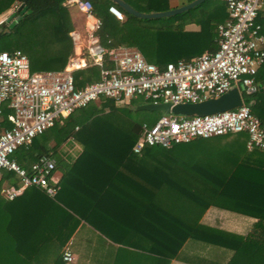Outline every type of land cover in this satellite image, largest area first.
Listing matches in <instances>:
<instances>
[{
    "label": "trees",
    "instance_id": "1",
    "mask_svg": "<svg viewBox=\"0 0 264 264\" xmlns=\"http://www.w3.org/2000/svg\"><path fill=\"white\" fill-rule=\"evenodd\" d=\"M89 1L102 21L103 46L135 47L159 69L182 55L215 49L217 25L228 18L224 0H204L187 11L156 19L134 17L110 0ZM124 1L142 12L169 8L168 0ZM14 3L25 10L17 8L0 23V51L21 50L31 71L63 69L72 51L69 33L77 27L71 0H0V14ZM110 6L118 8L123 18L113 15ZM256 20H264L261 9ZM190 22L199 30H186ZM99 72L98 66L76 70L75 86L98 79ZM243 98L264 127V92L258 88L243 93ZM133 103L92 101L49 128V136L47 129L10 155L28 168L40 155L51 154L61 175L53 197L31 186L45 194L52 211L33 229L37 239L0 241V264H16V254L31 257L42 252L56 253L57 261V246L45 239L53 220H62L60 214L77 222L86 220L110 241L149 252L156 264H168L176 257L190 259L188 253L204 264H224L240 247L264 250V242L203 222L206 210L215 207L257 219L264 234V150H248L247 134L236 132L133 152L142 124L132 116ZM43 135L48 141H43L45 136L39 139ZM10 174L3 170L0 188L7 178L14 182ZM223 248L229 252L220 262Z\"/></svg>",
    "mask_w": 264,
    "mask_h": 264
},
{
    "label": "built area",
    "instance_id": "2",
    "mask_svg": "<svg viewBox=\"0 0 264 264\" xmlns=\"http://www.w3.org/2000/svg\"><path fill=\"white\" fill-rule=\"evenodd\" d=\"M224 1L228 18L217 25V47L168 62L163 69L147 61L135 47L103 46L99 37L102 21L89 0H71L82 22L69 33L72 51L63 69L31 71L21 50L0 51V176L7 170L14 177L3 188L5 196L13 199L31 186L49 197L56 195L59 179L51 154L40 155L28 168L10 155L62 123L74 110L101 98L111 99L117 106H126L138 97L144 103L173 106L216 98L236 87L242 104L232 109L200 116H175L170 111L154 123H142L132 151L236 132L247 134L248 150H264V127L243 98V93L258 89L255 75L264 64V31L256 20L264 0ZM17 8L14 3L1 14L0 23ZM109 11L123 18L115 6ZM90 66L100 68L99 78L76 87L74 72ZM5 109L9 110L6 115ZM62 258L71 261L72 255L66 250Z\"/></svg>",
    "mask_w": 264,
    "mask_h": 264
},
{
    "label": "crops",
    "instance_id": "3",
    "mask_svg": "<svg viewBox=\"0 0 264 264\" xmlns=\"http://www.w3.org/2000/svg\"><path fill=\"white\" fill-rule=\"evenodd\" d=\"M168 1V9H171L186 4L191 0ZM261 10L264 13V2ZM262 21L260 23L264 31V20ZM184 27L188 31L199 30V25L193 22L185 24ZM206 50L210 49H205L204 51ZM193 56H196V54H185L179 59ZM256 80L258 88L264 92V64L258 69ZM55 175L59 179L61 173L56 171ZM9 184L5 180L0 188V241H30L34 236L33 229L38 228L42 218H45L47 213L52 211L48 205V199L41 190L35 187H27L15 198L8 199L4 194L3 188ZM60 216H62V220H53L52 229L46 234L47 239H45L57 246L60 258L56 261V253L47 255L42 252V254L38 253L31 257L24 254H16L14 255V259L18 261L16 264H156L155 259H152V255L149 252L110 241L103 235H99L98 231L93 229L86 220L78 219L77 222L69 218V216H63V214H60ZM257 221L255 218L215 207L208 208L203 215V222L209 226L244 234L253 240L264 242V234L259 232L260 229L256 226ZM42 223H44V220ZM34 239L37 238L31 240ZM66 250L72 255L71 261H65L62 258ZM228 252L225 249L221 251L220 262H224ZM227 258L224 264H264V250L260 249L259 252H253L240 247ZM3 264L9 263L3 261ZM168 264L204 263L176 257L170 259Z\"/></svg>",
    "mask_w": 264,
    "mask_h": 264
},
{
    "label": "water",
    "instance_id": "4",
    "mask_svg": "<svg viewBox=\"0 0 264 264\" xmlns=\"http://www.w3.org/2000/svg\"><path fill=\"white\" fill-rule=\"evenodd\" d=\"M112 3L118 5L122 10L131 14L134 17L142 19H156L172 16L184 11H187L194 6L202 3L204 0H191L186 4L181 6L171 8L163 11H154V12H142L133 8L129 3L124 0H110ZM23 7L22 4L18 5V10ZM25 10V7L22 8V11ZM242 104V95L238 88L234 87L226 91L224 94L216 98H208L206 100L196 102V103H180L173 106H170L168 103L161 104H151V103H142L136 106L137 110H148V111H160L162 113H173L193 116V115H206L212 114L218 111H224L232 109Z\"/></svg>",
    "mask_w": 264,
    "mask_h": 264
},
{
    "label": "rangeland",
    "instance_id": "5",
    "mask_svg": "<svg viewBox=\"0 0 264 264\" xmlns=\"http://www.w3.org/2000/svg\"><path fill=\"white\" fill-rule=\"evenodd\" d=\"M73 14H74V18H75V22L77 24V27H80L81 26V22H82V18H81V14L79 13V11L77 9H73ZM133 105L130 107L132 108V116L134 119L138 120L139 122H146V123H152L155 119L157 120L161 115H162V112L160 111H148V110H137L136 109V106L139 105V103H144V99L142 97H138L137 99L133 100ZM175 116H180V114H177V113H174ZM52 133V130L48 129L45 133V135L49 136L50 134ZM41 136L39 137L40 140H42L44 138V136ZM46 139V141H48L49 138H47L45 136V138L43 139V141ZM69 143L65 144L66 146L68 145ZM4 171H7V170H4ZM10 176L13 177V174H10ZM9 178L6 179V181H8ZM189 257L190 259H193V260H197L199 261L200 258H197L196 256H192V258L190 256H187ZM200 261H204L205 260H200ZM209 263V262H208ZM213 263V262H211Z\"/></svg>",
    "mask_w": 264,
    "mask_h": 264
}]
</instances>
